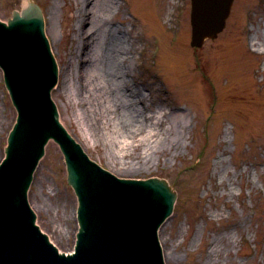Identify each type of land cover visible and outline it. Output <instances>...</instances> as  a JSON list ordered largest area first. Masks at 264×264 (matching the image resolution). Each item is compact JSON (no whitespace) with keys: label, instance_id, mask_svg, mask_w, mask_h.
Returning <instances> with one entry per match:
<instances>
[{"label":"rangeland","instance_id":"374dc122","mask_svg":"<svg viewBox=\"0 0 264 264\" xmlns=\"http://www.w3.org/2000/svg\"><path fill=\"white\" fill-rule=\"evenodd\" d=\"M25 1L0 0V17ZM36 1L61 68L53 97L63 123L118 176L166 177L179 193L160 233L167 264H264V0H236L226 29L199 49L190 45V0H111L106 15L105 0ZM105 23L130 43L124 93L143 116L134 129L92 66L91 34ZM176 112L187 113L177 152L166 144L180 129ZM16 114L0 69V159ZM66 177L52 141L29 198L41 227L72 250L77 198Z\"/></svg>","mask_w":264,"mask_h":264},{"label":"water","instance_id":"95a60500","mask_svg":"<svg viewBox=\"0 0 264 264\" xmlns=\"http://www.w3.org/2000/svg\"><path fill=\"white\" fill-rule=\"evenodd\" d=\"M10 23L0 22V60L8 67L7 81L20 104V118L0 167V264H164L158 228L172 211L175 193L159 179L109 187L101 170L87 162L67 134L60 141L70 182L82 200L81 249L61 258L39 235L27 190L44 151L43 138L66 133L54 122L49 103L58 67L38 4L32 2L23 15L15 13ZM196 23L193 44L201 45L207 36L217 35L224 19L210 27L201 22L197 28Z\"/></svg>","mask_w":264,"mask_h":264},{"label":"bare ground","instance_id":"6f19581e","mask_svg":"<svg viewBox=\"0 0 264 264\" xmlns=\"http://www.w3.org/2000/svg\"><path fill=\"white\" fill-rule=\"evenodd\" d=\"M105 5L107 7V12L112 11L114 5L111 0H105ZM82 12L83 11H80V14L78 15L79 20L76 24L78 30H81L84 24L82 22ZM95 24L99 25L98 19L95 20ZM51 30L54 33V30ZM116 30L117 27H108V25L106 24L99 28L98 41L95 51L96 62L92 66H94L101 82H104L106 88L112 89L113 85L116 87L115 92H112L110 95L111 99L115 100L116 102H123L124 109H122V120L124 124L129 125L130 128L134 129L136 125L141 123V115L136 113L137 111L131 105V100L127 95H125L124 89L117 90V87L120 83L122 84V87H124L125 89L127 88V80L130 72V66L128 65V60L130 57V43L127 44V40H123L120 36L121 34H117ZM78 35L79 33H76V36ZM77 46L79 50L82 48L83 44L81 40L79 41ZM173 117V119L177 121L176 125L179 126L180 129L176 128L174 132V135L176 136L174 137V139L170 140L169 143H167V141L166 144L177 152V150H179L181 148V145L184 143V132L181 130V126H183V120L186 119L184 118L186 117V113L176 112ZM166 223L167 221L165 222V225ZM165 225L161 227V231ZM164 254L165 260L167 261L166 251H164Z\"/></svg>","mask_w":264,"mask_h":264}]
</instances>
